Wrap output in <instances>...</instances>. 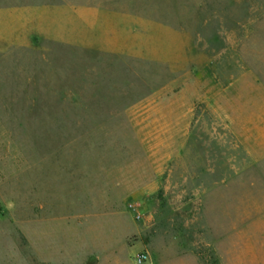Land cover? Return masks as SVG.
Returning <instances> with one entry per match:
<instances>
[{
  "label": "rangeland",
  "instance_id": "1",
  "mask_svg": "<svg viewBox=\"0 0 264 264\" xmlns=\"http://www.w3.org/2000/svg\"><path fill=\"white\" fill-rule=\"evenodd\" d=\"M139 252L264 264V0H0V264Z\"/></svg>",
  "mask_w": 264,
  "mask_h": 264
},
{
  "label": "built area",
  "instance_id": "2",
  "mask_svg": "<svg viewBox=\"0 0 264 264\" xmlns=\"http://www.w3.org/2000/svg\"><path fill=\"white\" fill-rule=\"evenodd\" d=\"M128 208L133 212V214L137 217L140 218L141 215L137 209V206L134 203H129L128 204ZM148 256L146 253L144 252H139L136 254L135 256V260L137 263H144L147 260Z\"/></svg>",
  "mask_w": 264,
  "mask_h": 264
},
{
  "label": "crops",
  "instance_id": "3",
  "mask_svg": "<svg viewBox=\"0 0 264 264\" xmlns=\"http://www.w3.org/2000/svg\"><path fill=\"white\" fill-rule=\"evenodd\" d=\"M125 236V234L122 236V238Z\"/></svg>",
  "mask_w": 264,
  "mask_h": 264
}]
</instances>
